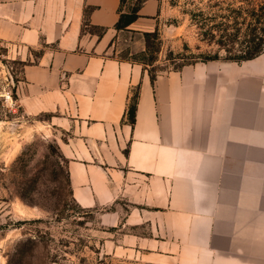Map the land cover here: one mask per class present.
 Wrapping results in <instances>:
<instances>
[{
  "label": "crops",
  "instance_id": "1",
  "mask_svg": "<svg viewBox=\"0 0 264 264\" xmlns=\"http://www.w3.org/2000/svg\"><path fill=\"white\" fill-rule=\"evenodd\" d=\"M164 4L145 0L129 25L141 49L143 31L163 34ZM120 5L0 0V42L22 62L20 106L49 114L39 122L67 158L76 202L101 210L107 252L153 264H264V51L196 60L153 81L143 63L111 53ZM86 7L101 35L82 29Z\"/></svg>",
  "mask_w": 264,
  "mask_h": 264
},
{
  "label": "rangeland",
  "instance_id": "2",
  "mask_svg": "<svg viewBox=\"0 0 264 264\" xmlns=\"http://www.w3.org/2000/svg\"><path fill=\"white\" fill-rule=\"evenodd\" d=\"M253 0H165L159 72L179 68L228 50L211 41L204 17ZM216 3V4H215ZM211 4H214L211 6ZM222 8H220V5ZM131 5V0H128ZM196 12V18L192 13ZM201 19V20H200ZM246 27V25L244 26ZM91 28V26H88ZM244 30V29H243ZM240 34L242 32H239ZM141 33L120 31L111 53L133 56L140 48ZM233 53L240 52L242 35H232ZM139 40V41H138ZM146 41V40H145ZM3 45V44H2ZM146 47V46H145ZM1 53H4L1 54ZM151 67V66H149ZM22 62L0 50V264H144L117 256L104 248L109 229L100 224L98 208L82 207L72 194L67 158L57 137L39 121L48 113L31 116L17 100L16 84ZM37 119V120H36Z\"/></svg>",
  "mask_w": 264,
  "mask_h": 264
},
{
  "label": "trees",
  "instance_id": "3",
  "mask_svg": "<svg viewBox=\"0 0 264 264\" xmlns=\"http://www.w3.org/2000/svg\"><path fill=\"white\" fill-rule=\"evenodd\" d=\"M144 1L145 0H131V5H128V8H126L128 0H121L120 16L115 23V27L118 29V31L133 30L129 27V25L140 16L139 10ZM212 5L214 4H211V6ZM220 8H222V5H220ZM224 9L227 10L224 12L222 10L213 11L212 14L203 16V19H205L203 24L208 25L206 31L209 32V34L213 36V38H215L217 32H220L222 36H225V38L211 40L219 43L220 47H226L228 52L224 56V58L242 60L252 58L263 52L264 0H253L251 4L246 3L238 6H234L232 5V3H228L227 7H224ZM90 10V7H86L82 29L85 31L88 29V26H91L94 31L101 35L104 32L105 27L92 25L89 18ZM195 15L196 12L192 13V17L194 19L196 18ZM245 25L246 27H244ZM239 32L242 33L240 34ZM234 33L238 36L242 35V44L239 48L240 52L238 53H233L232 49H230L229 47V42L235 40V37L232 36ZM143 35L146 40V47L144 49L138 51L133 56L124 54L117 57L143 63L144 67L148 68L154 81L156 75L159 72L158 68L154 67V63L158 59V52L160 51L162 45V37L158 28L151 31H143ZM214 58H220V54L218 51L213 54L208 53L205 58L200 60ZM138 96L139 88L137 87L134 90L127 107V116L132 123L135 122L136 118Z\"/></svg>",
  "mask_w": 264,
  "mask_h": 264
},
{
  "label": "built area",
  "instance_id": "4",
  "mask_svg": "<svg viewBox=\"0 0 264 264\" xmlns=\"http://www.w3.org/2000/svg\"><path fill=\"white\" fill-rule=\"evenodd\" d=\"M1 47H3V45H2V43L0 42V50H1ZM1 54H3V55H4V53H1Z\"/></svg>",
  "mask_w": 264,
  "mask_h": 264
}]
</instances>
